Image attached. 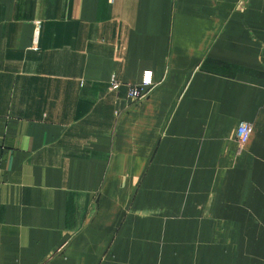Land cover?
<instances>
[{"label": "crops", "instance_id": "1", "mask_svg": "<svg viewBox=\"0 0 264 264\" xmlns=\"http://www.w3.org/2000/svg\"><path fill=\"white\" fill-rule=\"evenodd\" d=\"M0 264H264V0H0Z\"/></svg>", "mask_w": 264, "mask_h": 264}, {"label": "built area", "instance_id": "2", "mask_svg": "<svg viewBox=\"0 0 264 264\" xmlns=\"http://www.w3.org/2000/svg\"><path fill=\"white\" fill-rule=\"evenodd\" d=\"M152 73L146 72L141 84L132 86L128 98L132 103H138L145 99L149 94V87L152 85ZM252 125L248 122H242L237 130V141L240 147H243L250 139Z\"/></svg>", "mask_w": 264, "mask_h": 264}]
</instances>
